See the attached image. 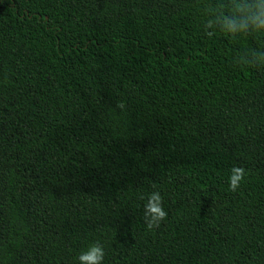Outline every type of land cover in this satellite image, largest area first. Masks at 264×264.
I'll use <instances>...</instances> for the list:
<instances>
[{
	"label": "trees",
	"instance_id": "1",
	"mask_svg": "<svg viewBox=\"0 0 264 264\" xmlns=\"http://www.w3.org/2000/svg\"><path fill=\"white\" fill-rule=\"evenodd\" d=\"M262 4L0 0V264H264Z\"/></svg>",
	"mask_w": 264,
	"mask_h": 264
},
{
	"label": "clouds",
	"instance_id": "2",
	"mask_svg": "<svg viewBox=\"0 0 264 264\" xmlns=\"http://www.w3.org/2000/svg\"><path fill=\"white\" fill-rule=\"evenodd\" d=\"M239 7V6H238ZM243 11V9H241ZM251 11V9H249ZM212 23L209 22L208 27H212ZM249 30L264 34V4L260 5L258 12H253L245 20L243 24L237 28L229 22V31L236 33L240 31L247 33ZM210 35V34H209ZM256 62H264V53H261L259 57L255 58ZM117 107L123 108L124 105L118 104ZM245 178V169L243 167L234 166L231 169V175L228 178L229 190L235 192L241 182ZM168 213L163 208V199L159 192H152L147 198V203L144 205L143 220L146 227L151 230L158 228L162 221L167 218ZM105 257L103 246L100 243L91 244L86 251H83L78 256L79 264H102Z\"/></svg>",
	"mask_w": 264,
	"mask_h": 264
}]
</instances>
